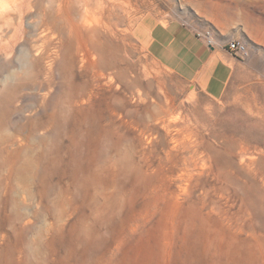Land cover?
<instances>
[{"label":"rangeland","instance_id":"rangeland-1","mask_svg":"<svg viewBox=\"0 0 264 264\" xmlns=\"http://www.w3.org/2000/svg\"><path fill=\"white\" fill-rule=\"evenodd\" d=\"M30 1L0 33V264H264V0H104L102 44L66 68L35 25L52 0ZM171 19L246 44L222 100L148 57Z\"/></svg>","mask_w":264,"mask_h":264},{"label":"crops","instance_id":"crops-1","mask_svg":"<svg viewBox=\"0 0 264 264\" xmlns=\"http://www.w3.org/2000/svg\"><path fill=\"white\" fill-rule=\"evenodd\" d=\"M205 30L183 19L156 23L146 38L148 57L164 71L220 101L243 60L227 48L228 40L207 44Z\"/></svg>","mask_w":264,"mask_h":264},{"label":"bare ground","instance_id":"bare-ground-1","mask_svg":"<svg viewBox=\"0 0 264 264\" xmlns=\"http://www.w3.org/2000/svg\"><path fill=\"white\" fill-rule=\"evenodd\" d=\"M15 1H17V5L9 11L10 13H5V9H3L4 11H0V16L2 17H0V33L4 27L8 28L12 25L13 17L11 18V12L13 14L16 13L17 15H23L25 10L26 13H29L33 10L32 8H34V4L30 0H12V2ZM51 2H53L51 9H47L41 4L35 15L39 22L37 24L35 23V25H38L39 29L42 30V34L45 33L44 36L47 37L43 42L44 50H51L50 48L53 46L54 41L60 45V47H55L56 54H59L60 52L62 53L60 48L64 46L63 58L65 64H62L64 68H66V65L68 64L73 67V59L76 55L80 56L82 62L92 60L90 57L95 53L94 51L97 50L99 42H102L100 39L103 37V31H105L104 28L108 26L107 23H105V19L108 17L107 14L110 9H107L104 0H83L79 3L80 5L71 3L69 0H52ZM33 34H35V32L32 33V35ZM14 39L15 35L12 33L5 36L1 41L2 43H0L1 48L5 49L11 47ZM65 41H69L68 46L64 45ZM90 63L91 62H89V64ZM91 65H93V63ZM97 73L98 72H96V74ZM100 76H103V74ZM78 90L79 88L77 87L76 91ZM92 94L93 92L91 91L90 95ZM111 106L113 105H110V107ZM112 111L115 112L116 107L112 108ZM56 116L55 112L54 115H51L48 121L41 123L42 127H45L47 124V126L52 128L53 147H57L59 142V126ZM0 127L3 126L0 125ZM42 141L45 142V139ZM54 154L55 152L53 149L52 155ZM46 155L47 152H44L41 156L42 158H45ZM55 159L56 157L51 158L52 161L50 167L52 170H55L56 168ZM48 173L49 171L47 169H41L42 178H44L42 184L43 192H46L48 188L53 186V180L48 177Z\"/></svg>","mask_w":264,"mask_h":264},{"label":"built area","instance_id":"built-area-1","mask_svg":"<svg viewBox=\"0 0 264 264\" xmlns=\"http://www.w3.org/2000/svg\"><path fill=\"white\" fill-rule=\"evenodd\" d=\"M205 37L207 39V44L210 47H213L216 44V41L214 40L211 32L209 31L206 32ZM226 46L228 50L232 52L240 60H245L249 55L246 44L238 39L229 40Z\"/></svg>","mask_w":264,"mask_h":264}]
</instances>
